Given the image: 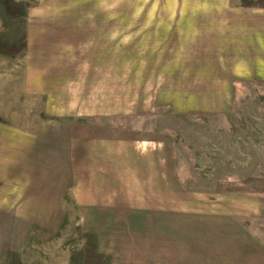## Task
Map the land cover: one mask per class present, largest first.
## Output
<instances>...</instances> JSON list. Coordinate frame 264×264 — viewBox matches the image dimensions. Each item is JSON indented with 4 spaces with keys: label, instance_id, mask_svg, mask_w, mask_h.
Here are the masks:
<instances>
[{
    "label": "rangeland",
    "instance_id": "374dc122",
    "mask_svg": "<svg viewBox=\"0 0 264 264\" xmlns=\"http://www.w3.org/2000/svg\"><path fill=\"white\" fill-rule=\"evenodd\" d=\"M179 2L0 0V264H264V7Z\"/></svg>",
    "mask_w": 264,
    "mask_h": 264
},
{
    "label": "crops",
    "instance_id": "0c3cea01",
    "mask_svg": "<svg viewBox=\"0 0 264 264\" xmlns=\"http://www.w3.org/2000/svg\"><path fill=\"white\" fill-rule=\"evenodd\" d=\"M170 7V6H167ZM175 10H167L161 13H176V14H192V15H215L229 13L231 9L230 0H181L178 5L174 6ZM258 8V7H256ZM182 9V10H177ZM260 9V8H259ZM71 38H75V33L67 34ZM42 34H36L31 36L30 40L26 42V50L32 55V66L30 62L28 64V70L26 71L27 82L26 94H53L51 91L55 89L56 84L52 83L49 79H53L52 75H56L62 71L60 66L64 61L58 60L59 64L51 61L50 67H44L42 69ZM51 42V41H50ZM49 42V43H50ZM59 59V58H58ZM45 61V60H44ZM49 61V60H48ZM72 66V64H71ZM68 68V67H67ZM65 68V69H67ZM71 68V67H69ZM61 69V70H60ZM62 74L60 78H62ZM47 80L46 82H44ZM43 81V86H42Z\"/></svg>",
    "mask_w": 264,
    "mask_h": 264
},
{
    "label": "trees",
    "instance_id": "16d2710c",
    "mask_svg": "<svg viewBox=\"0 0 264 264\" xmlns=\"http://www.w3.org/2000/svg\"><path fill=\"white\" fill-rule=\"evenodd\" d=\"M243 2H242V4L243 5H245V6H250V5H254V6H261V7H264V0H255L254 2H252V1H246V0H242ZM76 153H77V156L75 157V158H77V157H81V156H83V155H85V154H87L88 153V151H87V148H86V146L85 145H83V144H80V145H78L76 148H75V150H74ZM86 156V155H85ZM77 159H79L80 160V158H77ZM108 188V187H107ZM124 213L125 214H127V212L124 210Z\"/></svg>",
    "mask_w": 264,
    "mask_h": 264
}]
</instances>
